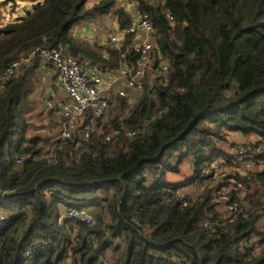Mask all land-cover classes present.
Masks as SVG:
<instances>
[{"label": "trees", "instance_id": "16d2710c", "mask_svg": "<svg viewBox=\"0 0 264 264\" xmlns=\"http://www.w3.org/2000/svg\"><path fill=\"white\" fill-rule=\"evenodd\" d=\"M86 1L44 0L0 29V69L42 46L67 47L102 71L133 65L130 36L124 60L115 49L106 58L71 37L75 26L112 12L119 29L129 24L117 0L90 8ZM134 1L148 13L158 37L154 53L170 62V72L165 83L145 81L134 100L118 98L109 125L88 142L39 133L44 125L32 121L45 118L37 112L38 59L0 90V209L8 214L0 223V264H24L34 243L40 246L33 264H101L100 257L109 264H264V171L244 185L247 218L212 231L203 226L221 216L212 190L183 198L188 205L181 208L182 199L168 201L180 187L165 181L187 157L196 168L216 157L205 154L228 133L264 140V0ZM155 114L142 134L102 142L112 129H137ZM50 153L52 163L43 159ZM15 156L25 159L16 164ZM70 206L89 209L96 220L82 227L77 243L76 222L59 218ZM250 237L257 239L256 255L242 251Z\"/></svg>", "mask_w": 264, "mask_h": 264}, {"label": "built area", "instance_id": "2783aa9c", "mask_svg": "<svg viewBox=\"0 0 264 264\" xmlns=\"http://www.w3.org/2000/svg\"><path fill=\"white\" fill-rule=\"evenodd\" d=\"M163 6V0H149ZM132 8L127 12L130 16L129 24L124 29H116L107 35L108 42L119 52V58H126V38L131 37V49L135 55L133 65L122 62L114 71L97 69L90 60L81 61L68 53L67 47H35L21 53L16 59L0 69V90L6 82L17 77L23 69L38 59L48 65L55 78L57 88L62 92L63 98H47L42 102L43 110L57 112V128L54 131L56 140H74L88 142L94 131H99L106 123V113L115 106L118 98L131 101L141 96L145 89V81L149 85L155 82L165 83L170 72V62L154 53L156 49L157 32L148 15L141 11L138 2L129 0ZM169 25L173 26L174 17L171 12H165ZM15 16L8 14L0 16V29L14 23ZM133 70V73H132ZM158 118V114L145 120L137 129L119 126L112 129L103 139V143L111 141L114 137L123 136L127 139L142 134L146 128ZM98 119L100 123H94ZM264 153V140L258 136L245 141L228 139H215L212 147L206 152V157L216 155L213 159L204 162L195 168V176L202 182L205 189H211L214 197L223 209L224 214L219 220L206 219L203 226L209 230L215 227L232 223L237 217L247 218L248 208L244 199V185L249 183L256 173L264 171V159L259 158ZM55 155L50 153L43 156L52 163ZM16 164H21L25 157L15 156ZM187 197L182 189H176L170 194L168 201ZM192 199V198H191ZM188 202L183 200L181 208ZM264 217V209L262 211ZM60 220L76 222L73 240L82 231V227H94L96 220L93 213L86 208L70 206L60 214ZM8 219L7 212L0 209V223ZM40 246L34 243L24 252V264H33V250ZM259 246L255 237L247 239L242 247L243 253L256 255ZM101 264H109L104 257H100Z\"/></svg>", "mask_w": 264, "mask_h": 264}, {"label": "crops", "instance_id": "0c3cea01", "mask_svg": "<svg viewBox=\"0 0 264 264\" xmlns=\"http://www.w3.org/2000/svg\"><path fill=\"white\" fill-rule=\"evenodd\" d=\"M43 1L44 0H0V16L3 17L8 14H13L17 20H21L26 13H31L33 11V6L36 3H42ZM100 1L101 0H87L85 2V6L90 8ZM117 2L118 8H122L125 12H128L129 10L130 12L132 11V8L129 5V0H117ZM118 28V18L116 14L112 12L96 21L75 26L70 31V35L75 41L86 43L90 49L97 50L100 54L107 58L110 50L114 49L113 45L108 42L107 35L109 32H113ZM35 76L39 81V86L37 88V94L39 96L37 112L41 113L44 117L46 112L54 114L55 120L53 123L58 125L57 112L55 110H43L44 108L42 102H44L47 98L58 99L63 98L64 96L57 88L55 78L48 65H44L41 62L40 66L35 71ZM53 133L51 135H53ZM249 137L250 136H243L240 133H228V139L235 141H245L249 139ZM195 168L194 160L189 159L187 160L186 165L180 164L176 172L167 173L165 175V181L171 186L180 187L178 189H181V191L183 189L187 197L195 199L205 189L204 184L198 181L195 176ZM219 211L222 216L224 212L220 205ZM260 223L262 228H264V217Z\"/></svg>", "mask_w": 264, "mask_h": 264}, {"label": "rangeland", "instance_id": "374dc122", "mask_svg": "<svg viewBox=\"0 0 264 264\" xmlns=\"http://www.w3.org/2000/svg\"><path fill=\"white\" fill-rule=\"evenodd\" d=\"M39 1H42V0H39ZM16 20V21H15ZM15 22H19L20 20H17L14 19ZM14 22V23H15ZM135 98H133L132 100H134ZM111 111H113V108L111 107L109 110H107V113H106V123H105V126L109 125V121H110V116H111ZM50 112H46L45 113V118H44V121L43 120H40L38 118L36 119H32V121L37 124L38 127H41L42 125H44V128H42V131L39 132L41 135L43 136H48L50 138H52V140L54 141V137L56 136V134H54L53 132L56 130L57 128V125H55L53 122L55 120V115L54 114H51L50 116ZM53 133V135H51ZM255 136L254 135H251L250 138H254ZM189 159H193L192 157H187L185 158L184 160H182V162L180 163L181 165H186L187 164V160ZM194 160V159H193ZM179 164V165H180Z\"/></svg>", "mask_w": 264, "mask_h": 264}, {"label": "water", "instance_id": "95a60500", "mask_svg": "<svg viewBox=\"0 0 264 264\" xmlns=\"http://www.w3.org/2000/svg\"><path fill=\"white\" fill-rule=\"evenodd\" d=\"M132 73H133V70H132Z\"/></svg>", "mask_w": 264, "mask_h": 264}]
</instances>
